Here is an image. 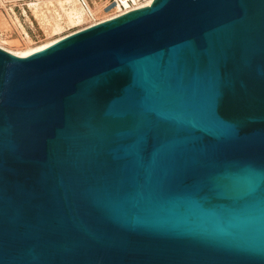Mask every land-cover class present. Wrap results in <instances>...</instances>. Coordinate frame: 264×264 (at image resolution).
<instances>
[{"label": "water", "instance_id": "95a60500", "mask_svg": "<svg viewBox=\"0 0 264 264\" xmlns=\"http://www.w3.org/2000/svg\"><path fill=\"white\" fill-rule=\"evenodd\" d=\"M0 264H264V0L0 48Z\"/></svg>", "mask_w": 264, "mask_h": 264}, {"label": "rangeland", "instance_id": "374dc122", "mask_svg": "<svg viewBox=\"0 0 264 264\" xmlns=\"http://www.w3.org/2000/svg\"><path fill=\"white\" fill-rule=\"evenodd\" d=\"M151 1L127 3L130 8H138ZM72 4L81 9L80 20L69 14ZM126 9L122 0H0V48L23 56Z\"/></svg>", "mask_w": 264, "mask_h": 264}, {"label": "bare ground", "instance_id": "6f19581e", "mask_svg": "<svg viewBox=\"0 0 264 264\" xmlns=\"http://www.w3.org/2000/svg\"><path fill=\"white\" fill-rule=\"evenodd\" d=\"M68 1V0H67ZM123 2H124V4L126 5V11L124 12V13H127V12H129V11H131V10H134V9H138V8H142V7H145V6H142V7H138V8H130L129 6H128V3H127V1L128 0H122ZM153 1V0H152ZM152 1H151V3H152ZM70 2V1H69ZM150 3V4H151ZM76 4V3H75ZM75 4H72L73 6H72V8L69 10V14L71 15V17H73V19L75 18L76 20H80L82 17H83V13H82V11H81V9H79V7L78 6H76ZM149 4V5H150ZM146 6H148V5H146ZM124 13H122V14H124ZM122 14H120V15H122ZM117 16H119V15H117ZM117 16H115V17H117ZM114 18V17H113ZM110 19H112V18H110ZM107 20H109V19H107ZM106 21V20H105ZM100 23V22H99ZM97 24V23H96ZM95 25V24H94ZM92 26V25H91ZM64 38V37H63ZM62 39V38H61ZM60 40V39H59ZM57 42V41H56ZM55 43V42H54ZM53 43H51L50 45H52ZM50 45H47V46H45V47H43V48H41V49H39V50H42V49H44V48H46V47H48V46H50ZM39 50H36V51H33V52H31V53H29V54H32V53H34V52H37V51H39ZM10 53V52H9ZM13 54V53H12ZM29 54H24L23 56H19V57H24V56H27V55H29ZM15 55V54H14ZM17 56V55H16Z\"/></svg>", "mask_w": 264, "mask_h": 264}]
</instances>
